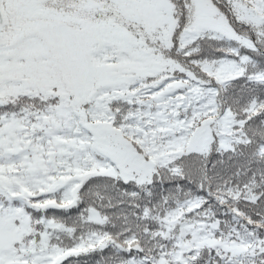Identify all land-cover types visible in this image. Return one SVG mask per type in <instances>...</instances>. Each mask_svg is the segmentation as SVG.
Wrapping results in <instances>:
<instances>
[{
    "label": "snow or ice",
    "instance_id": "1",
    "mask_svg": "<svg viewBox=\"0 0 264 264\" xmlns=\"http://www.w3.org/2000/svg\"><path fill=\"white\" fill-rule=\"evenodd\" d=\"M0 264H264V0H0Z\"/></svg>",
    "mask_w": 264,
    "mask_h": 264
}]
</instances>
